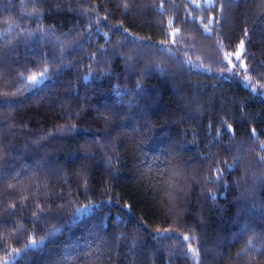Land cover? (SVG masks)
Masks as SVG:
<instances>
[{
    "label": "trees",
    "instance_id": "trees-1",
    "mask_svg": "<svg viewBox=\"0 0 264 264\" xmlns=\"http://www.w3.org/2000/svg\"><path fill=\"white\" fill-rule=\"evenodd\" d=\"M0 264H264V0H0Z\"/></svg>",
    "mask_w": 264,
    "mask_h": 264
},
{
    "label": "rangeland",
    "instance_id": "rangeland-1",
    "mask_svg": "<svg viewBox=\"0 0 264 264\" xmlns=\"http://www.w3.org/2000/svg\"><path fill=\"white\" fill-rule=\"evenodd\" d=\"M39 79H37V81H38Z\"/></svg>",
    "mask_w": 264,
    "mask_h": 264
}]
</instances>
